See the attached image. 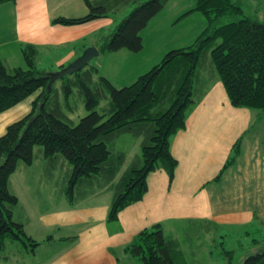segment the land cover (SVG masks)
Listing matches in <instances>:
<instances>
[{"label":"trees","instance_id":"obj_1","mask_svg":"<svg viewBox=\"0 0 264 264\" xmlns=\"http://www.w3.org/2000/svg\"><path fill=\"white\" fill-rule=\"evenodd\" d=\"M82 1L87 8L85 15L57 17L51 23L81 25L108 18L113 13L119 15L125 6H134L113 33L102 37L103 44L98 45L100 53L139 51L142 47L140 32L168 2ZM7 2L15 0H0V5ZM195 10L206 18L207 25L202 33L187 47L168 51L160 63L127 87L117 89L106 78L100 77L94 85L96 91L91 90L92 76L97 71L88 64L72 74L74 78L62 76L64 97L74 87H78L84 96L87 114L75 125L60 119L58 91L53 83L56 74L36 68L37 49L34 46L21 48L25 67L7 69L0 60V114L33 97L30 111L8 124L0 136V250L7 238L19 241L25 252L33 251L38 245L25 233L23 224L14 218L18 199L9 188V179L18 165L32 164L35 146L42 147L40 154L47 163L56 160L55 164L61 162L70 167L72 185L78 181L88 183L99 175L102 183L108 184L119 172L121 166L118 164L123 163V155L120 154L118 160L111 159L106 142L121 133L145 134L140 147L141 161L136 157L140 166L131 164L119 180L112 183L115 191L108 220H115L121 210L143 198L149 173L164 169L171 181L177 166L170 153L171 137L184 129L186 115L195 105L193 80L200 58L207 50L230 105L256 111V121L264 118V23L244 16L241 7L231 0H196ZM104 91L111 103L110 115L105 119L96 111L100 96H105ZM173 95L167 109L160 111V104L166 99L171 100ZM240 140L233 145L231 156L215 176V181L240 154ZM86 189L87 186L84 191ZM223 251L231 256L232 251ZM124 252L141 264H187L178 241L164 235L160 224L137 233ZM242 264H264V251L246 257Z\"/></svg>","mask_w":264,"mask_h":264},{"label":"crops","instance_id":"obj_2","mask_svg":"<svg viewBox=\"0 0 264 264\" xmlns=\"http://www.w3.org/2000/svg\"><path fill=\"white\" fill-rule=\"evenodd\" d=\"M81 1L15 0L1 4L4 7L0 13L11 18V23H4L12 26L13 32L3 37L0 33V45L13 48L20 43L31 44L39 51L68 47L70 50L63 57L68 62L79 56L77 47L99 48L95 44L100 30L102 34L117 25L112 15L81 25L51 24L57 17L85 15L87 8ZM199 71L195 75L198 88L193 82L195 105L186 115L184 129L171 137L170 153L177 161L172 180L164 169L149 173L143 198L121 210L115 220L107 219L115 191L113 181L97 182L96 188L86 183L81 197L65 198L68 204H63L66 208L61 206L62 212L42 217L45 224L38 233L27 231L17 219L25 233L38 243L31 252L40 256L34 264H141L124 248L137 233L155 224H160L164 233L165 219L184 220L186 225L264 219V118L256 121V111L231 106L217 76L206 85ZM32 100L30 97L0 114V136L8 124L19 119L17 116L30 111ZM17 108L20 112L13 114ZM239 138L240 154L215 181ZM55 161L47 163L45 172L49 177L56 166L66 169L65 164ZM108 192L111 196L107 204H82L88 199L99 201ZM171 232L164 235L178 241Z\"/></svg>","mask_w":264,"mask_h":264},{"label":"rangeland","instance_id":"obj_3","mask_svg":"<svg viewBox=\"0 0 264 264\" xmlns=\"http://www.w3.org/2000/svg\"><path fill=\"white\" fill-rule=\"evenodd\" d=\"M231 1L241 7L244 16L264 23V0ZM81 3L84 6L82 1ZM195 4L196 0H168L163 9L155 17L151 18L140 32L142 47L139 51L99 52L97 56H94L88 63V67H94L97 71L92 76L91 90L96 91L94 85L98 83L100 77L106 78L117 89L124 86L127 87L154 65L160 63L168 51L192 44L207 25L205 16L200 11H193ZM3 7L0 6V11ZM133 7V5L125 6L119 15L113 13L114 15L112 16L115 18V22L117 24L120 23ZM0 16H2L0 33L3 37L13 32V29L7 22L4 23L5 20L11 23V18L4 13H0ZM226 21L227 19H224V22ZM115 27L113 26L111 30H107L102 34L103 30H100L95 45H102L103 41H100L102 37L113 33ZM1 42L2 39H0ZM4 44L0 45V57L2 61L4 59L5 67L7 69L25 67L21 48L24 45L31 44L20 43L19 47L13 48L11 46L4 47ZM77 49V53L80 56L84 50L78 47ZM69 50L70 48L68 47L53 51H39L37 49L34 58L36 68L41 72L55 75L61 67H67L76 59L74 58L71 62L63 60ZM61 60L66 62H60ZM201 67L204 68L201 69ZM210 68L213 69L212 72ZM198 71L200 78L206 85L212 83L211 79L213 76H217L211 63L209 50L203 53L200 58ZM70 75L71 78H74V75ZM193 82L197 87L198 78L194 77ZM53 83L58 91L60 119L72 125L77 124L87 114L81 90L78 87H74L72 92L67 97H64L63 81L55 78ZM104 94L105 96H100L96 111L104 115L105 119L110 115L111 103L108 93L104 91ZM195 96L196 91L193 90V100ZM169 99L171 100L166 99L160 104V111L162 110L163 112L167 109L174 99V95ZM12 112L13 114L20 112V108ZM25 115L23 114V116ZM23 116H17L16 118L20 119ZM144 137L145 134L137 136L133 132H126L114 136L106 142L111 152V159L118 160L119 155H123V163L118 164L119 167L121 166L120 172H118V176L112 183L117 182L131 164L137 168L140 166L136 157L141 161L140 147ZM40 152L42 153V147L35 146L33 148L32 164L29 166L19 164L9 179V188L18 199V209L14 213V218L21 220L24 223V227L28 229L27 231L35 233L42 231L41 225L45 224L42 217H51L62 212V208L64 206L66 208V205L63 206V204H68L65 198H78L87 186L86 183H82L85 186L82 187L83 185L79 183L80 181L72 185L71 176L67 171L68 169L70 170L68 166H66V169L56 166L51 170V177L47 176L45 172L47 160ZM97 182H102L100 175L92 179L88 184L96 188ZM110 196L111 194L108 192L99 201L88 199L82 204H107L106 202L109 201ZM262 219L258 217V219H253L247 223L217 222L215 224L207 222L205 223L206 225L198 223L186 225L185 222H182L184 220L174 219L169 221V218L163 220L162 224L165 234L172 231L171 234L178 239L187 264H242L246 257L264 251V221ZM80 229L78 227V230ZM223 250L232 251L231 256L228 253H224ZM31 252H25V248L17 240L4 239V246L0 250V264L37 263L40 256L37 254L32 255Z\"/></svg>","mask_w":264,"mask_h":264},{"label":"water","instance_id":"obj_4","mask_svg":"<svg viewBox=\"0 0 264 264\" xmlns=\"http://www.w3.org/2000/svg\"><path fill=\"white\" fill-rule=\"evenodd\" d=\"M98 54L99 51L94 46L86 48L78 58H76L67 67L60 70L53 78H61L64 75H70L78 72L84 68L94 56H97ZM53 78L51 79V82L54 80Z\"/></svg>","mask_w":264,"mask_h":264}]
</instances>
